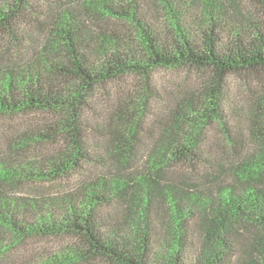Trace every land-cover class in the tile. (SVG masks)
Masks as SVG:
<instances>
[{"label":"trees","instance_id":"16d2710c","mask_svg":"<svg viewBox=\"0 0 264 264\" xmlns=\"http://www.w3.org/2000/svg\"><path fill=\"white\" fill-rule=\"evenodd\" d=\"M118 1L103 6L102 10L116 19L136 24L143 53L128 49L122 54L114 52L101 64L88 63L80 51L83 39L78 25L64 20L54 31L63 57L55 63L50 61L55 74L63 80L62 85L48 83L30 71L5 77L1 83L0 147L21 149L17 152L38 144L61 147L54 159L39 164L25 163L20 169L0 164V181H55L87 170V173L116 174L107 180L96 177L92 185H85L77 198L80 201L65 205L59 220L49 213L43 214L44 204L0 197V228L13 237L7 244L0 242V256L34 236L69 234L79 240V246L58 251L36 264H87L91 259L111 264H183L178 254L183 252L187 228L193 223L202 237L201 264H224L233 243L248 246L240 264H264V101L251 107L244 134L229 128L218 99L228 74L264 72V34L258 33L249 42L238 40L224 47L211 29L203 34L200 44L179 34L172 47L137 17L136 0ZM256 1L264 4V0ZM26 5L27 0L0 3V34L14 33V25ZM183 65L214 70V81L205 102L189 108L181 118L175 115L170 123L155 122L141 127L139 122L126 120L125 132L114 137L116 170L109 172L105 165L102 172L85 168L95 161L84 146V124L96 89L125 75L147 79L158 68ZM38 111L51 113L54 121L40 128L31 126L26 115ZM213 123H218L221 131L208 136ZM122 173H149V177L141 174L135 179L137 190L141 189L137 195L133 194L137 213L145 215L153 200L165 196L174 232L170 254L160 262L146 259V228L133 225L134 231L141 232L139 242L127 244L104 231L98 222L97 212L111 200L110 194L125 193L131 188ZM163 173L184 176L163 183ZM156 177L162 180L159 182ZM27 209L34 212L35 219L31 222L17 219L18 210Z\"/></svg>","mask_w":264,"mask_h":264},{"label":"rangeland","instance_id":"374dc122","mask_svg":"<svg viewBox=\"0 0 264 264\" xmlns=\"http://www.w3.org/2000/svg\"><path fill=\"white\" fill-rule=\"evenodd\" d=\"M137 17L156 32L161 41L175 46L178 35L188 36L194 44H200L203 34L209 30L219 37L220 46L231 45L235 41L249 42L258 33L264 34V4L256 0H136ZM11 0H0V3ZM118 0H27L14 25V33L0 34V88L5 77L35 73L42 80L61 84L59 76L50 66V61L62 59L60 41L54 32L64 20L79 27L82 46L80 51L88 63L101 64L114 52L124 53L132 49L134 53H143L136 24L133 21L116 19L102 10L105 5H115ZM102 3V4H101ZM108 40L109 43H107ZM215 72L209 67L183 65L171 68H158L147 79L135 75H125L113 79L96 89L92 108L86 111L84 124L86 131L84 146L94 158L93 167L100 172L104 165L110 172L113 166V142L119 132H125L126 120L139 122L141 127L151 126L155 122L170 123L175 115L189 108L201 106L207 98L208 89L214 81ZM220 109L229 128L247 133L251 107L264 101V72L247 71L230 73L226 76L218 96ZM31 126L40 128L54 121L51 113L38 111L26 115ZM182 122L179 121V124ZM208 136L221 131L218 123H213ZM240 133V134H241ZM61 146L38 144L22 149L8 150L0 147V164L7 167L25 163L39 164L54 159ZM17 152V153H16ZM116 170V169H115ZM73 173L70 177L55 181L32 182L27 180L0 181V197L19 202H36L46 205L44 213L59 220L62 208L77 199L83 188L92 185L95 178L113 179L116 173ZM21 173H23L21 171ZM131 188L125 193L110 194L111 200L98 212V222L104 231L113 234L127 244L139 242L140 231H134L133 225L146 228L148 241L144 246L148 262H160L170 254L171 236L174 232L172 213L167 209L165 196L153 200L151 210L137 213L135 179L149 173H122ZM152 175V173H150ZM163 183L172 182V178L184 176L183 173H163ZM154 177V175H153ZM160 182V177L154 178ZM136 185V186H135ZM157 207H155V206ZM30 209V208H29ZM18 210L17 219L26 222L35 219L31 210ZM47 209V210H46ZM22 214V216H21ZM15 216V215H14ZM190 224L188 236L184 239L183 252L178 258L183 264H201L202 237ZM13 237L0 228V242L7 244ZM244 241L243 243H245ZM134 243V244H135ZM79 240L69 234L38 235L28 238L0 256V264H36L45 257L58 251L70 250L79 246ZM244 245L232 244L224 264H240L245 258ZM176 257V253H172ZM87 264H111L102 259H91Z\"/></svg>","mask_w":264,"mask_h":264}]
</instances>
